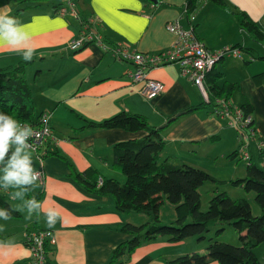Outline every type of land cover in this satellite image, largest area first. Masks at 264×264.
I'll return each mask as SVG.
<instances>
[{
	"label": "crops",
	"instance_id": "crops-1",
	"mask_svg": "<svg viewBox=\"0 0 264 264\" xmlns=\"http://www.w3.org/2000/svg\"><path fill=\"white\" fill-rule=\"evenodd\" d=\"M40 1L25 0L18 6L16 2L0 0V13L12 15L16 9L24 7L16 18L25 25L29 37L19 45L0 43V68L25 61L23 54L27 47L35 50L24 69V77L35 114L50 115L49 126L60 141L46 144L42 149L43 184L35 182L32 192L27 187L40 204L33 209L32 219L22 222L20 217L0 218V264H29L25 234L36 230H49L53 235L54 242L46 246V264H164L190 254L191 250L196 251L189 242L186 244V239L169 243L158 238L109 263L113 248L130 239L117 229L124 224L140 226L147 219L139 214L117 213L110 197L85 192L70 174H81L89 169L101 178L121 182L124 177L110 166L111 147L145 133L99 130L84 125L85 122H101L119 112L142 115L150 127L159 129L165 125L159 129L164 142L160 158H175L189 167L227 161L229 152L236 151L234 129L212 116L213 99L211 105H207L198 89L179 74L177 64L150 70L148 77L162 83L164 90L152 100H144L137 93V86L131 85L125 76L133 68L130 62L117 60L107 49L94 44L74 53L69 51L67 44L80 31L78 22L71 17L53 15L51 3L44 9L39 6ZM225 1L227 7L198 0L189 15L184 10L185 0H75V5L80 16H93L98 20L95 29L107 48L122 44L138 53L160 52L174 40L165 30V24L176 22L184 30L191 28L195 38L208 50L239 45L254 50L258 56L263 55L264 42L253 40L241 30L233 13H244L264 34V0ZM239 53L240 57L219 61L214 69L222 76L219 83L225 81L237 87L230 98L232 105L238 106L242 97L252 107L250 117L256 137L264 142V89L251 81L252 75L264 71V63L242 50ZM199 105L203 107L167 123L176 114ZM211 137L218 139L209 142ZM254 149L252 145L249 148L251 159ZM14 150L12 145L5 161ZM24 154L32 156L37 172L39 163L34 154L27 150ZM189 156L195 157L197 163L186 161ZM2 166L0 164V169ZM234 171L236 169L217 181L224 185L226 181H233L234 177L230 176ZM243 173L239 178L245 176V169ZM207 174L210 176L209 172ZM231 188L235 192L230 195L225 189L221 192L231 199H245L249 195H241L238 187ZM48 209L59 214L53 228L45 222L44 213ZM173 219L172 211L170 220Z\"/></svg>",
	"mask_w": 264,
	"mask_h": 264
},
{
	"label": "trees",
	"instance_id": "trees-1",
	"mask_svg": "<svg viewBox=\"0 0 264 264\" xmlns=\"http://www.w3.org/2000/svg\"><path fill=\"white\" fill-rule=\"evenodd\" d=\"M25 0H5V2L22 3ZM227 7L225 0H209ZM198 0H185L186 15L197 6ZM60 2L51 3V13L56 15ZM20 7L10 16L16 17ZM241 30L255 41L264 42V34L257 24L249 20L241 11L233 13ZM93 16H80L82 20ZM99 24V23H98ZM97 25V24H96ZM97 31V30H96ZM98 32V31H97ZM99 33V32H98ZM103 41V40H102ZM115 46V45H114ZM232 49L250 54L264 63V54L258 56L254 50L234 45ZM30 61H22L14 66L0 68V112L10 115L19 123L34 124L35 114L30 90L24 77V69ZM247 62H244L246 64ZM221 74L214 66L204 75L203 87L208 98L207 105L216 106V100H230L237 87L225 81L219 83ZM253 85L264 89V71L251 76ZM203 106L189 108L183 113L193 112ZM244 117L250 116L252 107L240 98L238 105ZM224 122V121H223ZM225 123V122H224ZM253 123H250V126ZM85 128L99 130H122L129 133L144 132L140 138L115 143L111 147V168L124 177L119 183L114 179H104L92 170L81 174L71 172V178L87 193L110 197L113 208L120 214H139L146 217L145 224L134 226L124 224L118 232L130 236V239L117 244L111 251L109 263H115L123 255H129L143 244L163 238L169 243H176L194 237L197 241L204 239V234L217 228L215 235L222 232L223 226L229 225L237 235L238 246L209 240L204 254L191 253L166 261L164 264H260L253 254L254 248L264 244V148L255 150L249 164H244L245 176L229 182L231 187H238L244 193L252 192L254 202L260 215L252 216L249 204L243 198L231 199L224 192L214 193L207 202L204 212L200 211L199 188L205 182L223 184L207 173L189 167L175 158H160L164 142L161 130L150 127L144 116L119 112L101 122H85ZM236 134V132H235ZM218 137H211L213 142ZM254 148V146H253ZM234 151L227 158L236 157ZM49 156V154H45ZM43 157V156H42ZM28 202L37 196L30 194L27 186H20ZM10 195L0 194V212L11 214L9 219L20 217L18 211L9 204ZM163 201L173 207L174 219L168 225L159 224V209ZM264 264V263H262Z\"/></svg>",
	"mask_w": 264,
	"mask_h": 264
},
{
	"label": "built area",
	"instance_id": "built-area-1",
	"mask_svg": "<svg viewBox=\"0 0 264 264\" xmlns=\"http://www.w3.org/2000/svg\"><path fill=\"white\" fill-rule=\"evenodd\" d=\"M60 5L57 7L56 15L59 17H71L78 22L80 31L78 36L67 44V49L77 52L85 46L94 44L107 49L112 57L117 60L130 62L133 66L125 73L131 85L137 86V93L144 100H152L163 92L162 83L148 77L152 69L160 68L168 64H177L179 74L198 89L203 99L207 102L206 93L203 87V78L216 63L227 57H240L238 49L224 48L211 51L206 49L195 38L191 28L184 30L176 22L165 24V30L174 36V40L164 50L154 53H138L131 51L128 46L117 44L105 47L101 35L96 31L95 26L98 20L95 17H87L84 21L80 18V13L75 5V0H58ZM213 116L216 119L224 120L226 125L236 132L238 150L236 156L244 164H249L251 154L250 146L255 150L264 148V142L256 137L253 125L250 126L252 119L250 116L244 117L238 106L232 105L230 100L218 99L213 108ZM50 115L41 113L37 116L34 124L20 123L21 129L28 125L32 129V137L29 143L32 145L30 151L34 154L39 163L38 183L43 184L44 174L41 166L42 149L46 144H56L57 139L49 126ZM15 146V145H14ZM259 166H264V161ZM54 242L53 235L49 230H36L25 234L24 244L29 253V264H46L47 244Z\"/></svg>",
	"mask_w": 264,
	"mask_h": 264
},
{
	"label": "clouds",
	"instance_id": "clouds-1",
	"mask_svg": "<svg viewBox=\"0 0 264 264\" xmlns=\"http://www.w3.org/2000/svg\"><path fill=\"white\" fill-rule=\"evenodd\" d=\"M28 34L25 31V25L16 17L10 16L7 13H0V43H7L10 45H19L28 39ZM23 58L25 61L32 59V53L35 51L31 47L26 48ZM17 51H20L18 48ZM32 129L28 125H24L21 129L20 123L14 120L10 115L0 112V164L5 166L0 169L3 176L0 180L3 181L5 188L20 187L32 185L38 181V175L34 171L32 164V156L28 154L22 155L25 149L31 150L32 145L29 139L32 137ZM15 145V150L11 156L5 161L9 149ZM21 193L17 192L16 196L19 197ZM28 218L32 217L34 208H39L40 204L37 203L35 198L28 202ZM46 217V224L49 228H53L56 224L58 213L53 209H48L44 213ZM11 214L5 215L0 212V218L8 220Z\"/></svg>",
	"mask_w": 264,
	"mask_h": 264
},
{
	"label": "rangeland",
	"instance_id": "rangeland-1",
	"mask_svg": "<svg viewBox=\"0 0 264 264\" xmlns=\"http://www.w3.org/2000/svg\"><path fill=\"white\" fill-rule=\"evenodd\" d=\"M40 2H42V3L39 6H41L44 9L45 8L47 9V6L50 5V3H56V2H58V0H41ZM22 3H18V6ZM39 6H36L35 8H39ZM211 112H212L211 114L213 116V108H212ZM233 132L235 133L234 130H233ZM235 139H236V134H235ZM236 144L237 145H236L235 149L237 151L238 147H239L237 139H236ZM229 154H230V152H229ZM162 155H163V153L160 154V157ZM185 160L190 162V163H197V162H195L196 158L193 156H189V157L185 158ZM196 165H198L199 167L202 168L201 171L206 172V173L209 172L210 176L215 180L225 179L224 177H228L227 174L230 173V171L232 169H236V171H234V173L232 175L230 174L231 175L230 177H234L233 178L234 180L236 178L241 179V177L239 178V176L242 174L244 175V173H243L244 172V169H243L244 162L239 160L238 156L234 157L233 159L227 158V161H222L221 163H217L214 165H212V164L209 165L207 163L206 164H196ZM4 166L5 165L3 164L2 168ZM198 166H195V167L197 169H199ZM191 167H193V166H191ZM195 167H193V168H195ZM2 176H3V172H0V177H2ZM123 182H124V180H122L121 182L119 181V183H123ZM229 182L230 181H226L225 185L222 183L221 184L211 183V182L203 183V185L198 190L199 191V203H200V211L201 212L205 211L206 206H207V202L210 199V197H212L214 195V193L221 192L222 190L224 191V189L227 190V193L229 195L232 194L233 192H235L234 189H232L230 187ZM27 187L29 188V190L31 192L35 191L34 183L32 185H27ZM17 192L21 193V195L19 197L16 196ZM238 192L243 196H246L244 194H249L245 198V200L249 204L252 216L260 215V210H259L258 206L256 205V203L254 202L253 193L252 192L244 193L242 191V189H238ZM0 194L10 195V197L12 199L8 200V202L13 209H15L16 211H18L20 213V220L22 222H28L32 219V217L28 218V210L25 207V205H26L25 195H24V193L20 187L9 186V187L5 188L3 186V181L0 180ZM172 211H173V207L171 205H169L168 203L163 202V204L161 205V207L159 209V224L160 225H168L172 221V220H170V215H171ZM217 228H212L207 233H205L204 239L201 241H197V239L194 237L186 239V242H187L186 244H188V242H189L190 247H193L196 250L194 252H192L193 250H191L190 254L191 253L204 254L205 253V247L207 246L209 240L216 241L218 243L229 244L232 246H238L239 245V243L237 241V235L234 233L233 229L229 225L223 226L222 232L218 235H215V231ZM253 251H254L253 254H255L254 256L257 258L258 262L260 264L264 263V244L258 245L256 248H254ZM183 255H185V254H183ZM183 255H180V256H183Z\"/></svg>",
	"mask_w": 264,
	"mask_h": 264
},
{
	"label": "water",
	"instance_id": "water-1",
	"mask_svg": "<svg viewBox=\"0 0 264 264\" xmlns=\"http://www.w3.org/2000/svg\"><path fill=\"white\" fill-rule=\"evenodd\" d=\"M150 1H154V2H155V0H150ZM179 115H180V114H176L174 117L169 118V119L167 120V123H170L171 121L174 120V118L178 117ZM164 126H165V125L161 126L159 129L163 128Z\"/></svg>",
	"mask_w": 264,
	"mask_h": 264
}]
</instances>
